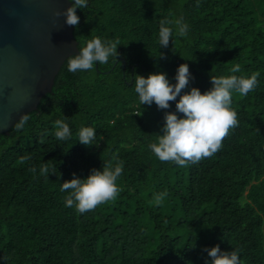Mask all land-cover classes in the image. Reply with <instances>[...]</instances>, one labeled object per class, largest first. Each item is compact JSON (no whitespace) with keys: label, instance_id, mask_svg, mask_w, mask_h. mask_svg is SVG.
Instances as JSON below:
<instances>
[{"label":"trees","instance_id":"obj_1","mask_svg":"<svg viewBox=\"0 0 264 264\" xmlns=\"http://www.w3.org/2000/svg\"><path fill=\"white\" fill-rule=\"evenodd\" d=\"M77 15V47L99 35L119 55L77 73L66 59L25 127L0 134V264H205L204 248L217 244L239 249L241 264H264V0H88ZM180 16L188 36L159 49L160 22ZM182 63L201 92L237 64V75L258 74L247 96L233 94L238 124L222 148L186 167L148 147L175 102L140 106L133 86L153 72L174 83ZM59 119L69 141L55 137ZM82 125L97 130L96 146L76 141ZM114 155L124 161L118 196L84 214L67 207L61 183ZM43 163L57 171L29 170Z\"/></svg>","mask_w":264,"mask_h":264},{"label":"clouds","instance_id":"obj_2","mask_svg":"<svg viewBox=\"0 0 264 264\" xmlns=\"http://www.w3.org/2000/svg\"><path fill=\"white\" fill-rule=\"evenodd\" d=\"M69 4L62 13L56 12L55 15H63L65 24L76 27L80 22L77 9L88 8V0H69ZM189 31L190 25L183 16L175 20H162L158 31L159 49L169 46L173 33L177 38H185ZM118 45L99 35L93 36L78 47L76 54L67 58V70L72 73L87 72L94 70L97 64H114L119 55ZM240 71L237 64L230 69L231 74L211 78V87L203 92L197 87H190L194 77L187 63L177 67L174 83L164 72H153L147 76L136 74L133 86L140 106L154 103L158 109H169V102H175V111L165 112L162 134H156L155 140L148 145L150 151L159 160L172 162L179 167L196 164L217 153L229 131L238 124L237 111L232 107L233 94L247 96L258 84V74L237 75ZM28 119L27 115L22 116L15 127L23 129ZM55 124V137L59 141H69L73 135L69 123L59 119ZM97 136L93 126L82 125L78 129L76 141L84 146H96ZM23 159L28 161L31 158ZM29 170L46 178L57 171L55 165L48 163L32 166ZM123 171L124 161L114 155L100 169H91L83 178L73 173L72 178L63 181L59 189L65 193V205L75 207L84 214L114 200L120 192L118 180ZM163 198L164 194H157L156 203L159 204ZM204 251L209 258L205 264H241L239 249L225 251L217 244L204 248Z\"/></svg>","mask_w":264,"mask_h":264},{"label":"water","instance_id":"obj_3","mask_svg":"<svg viewBox=\"0 0 264 264\" xmlns=\"http://www.w3.org/2000/svg\"><path fill=\"white\" fill-rule=\"evenodd\" d=\"M69 0H0V134L36 110L65 60L78 52L63 12Z\"/></svg>","mask_w":264,"mask_h":264}]
</instances>
